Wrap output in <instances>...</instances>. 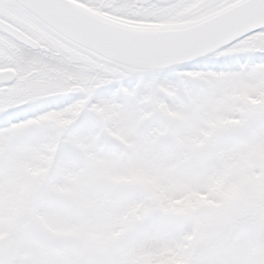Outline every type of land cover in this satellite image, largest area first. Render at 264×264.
<instances>
[{
  "label": "snow or ice",
  "instance_id": "obj_1",
  "mask_svg": "<svg viewBox=\"0 0 264 264\" xmlns=\"http://www.w3.org/2000/svg\"><path fill=\"white\" fill-rule=\"evenodd\" d=\"M0 264H264V0H0Z\"/></svg>",
  "mask_w": 264,
  "mask_h": 264
}]
</instances>
